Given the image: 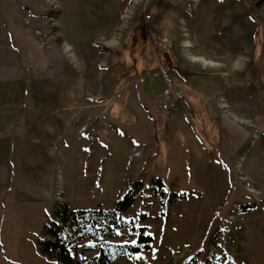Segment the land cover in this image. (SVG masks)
Masks as SVG:
<instances>
[{"label": "rangeland", "instance_id": "374dc122", "mask_svg": "<svg viewBox=\"0 0 264 264\" xmlns=\"http://www.w3.org/2000/svg\"><path fill=\"white\" fill-rule=\"evenodd\" d=\"M51 1L0 0V264H52L39 242L58 202L109 208L137 179L107 240L143 225L148 246L104 264H264V0ZM180 16L218 62L178 49ZM219 113L246 132L233 149Z\"/></svg>", "mask_w": 264, "mask_h": 264}, {"label": "trees", "instance_id": "16d2710c", "mask_svg": "<svg viewBox=\"0 0 264 264\" xmlns=\"http://www.w3.org/2000/svg\"><path fill=\"white\" fill-rule=\"evenodd\" d=\"M153 181L158 185V192L163 194L161 180L156 177ZM138 182V179L133 180L132 186L125 188L109 208L100 206L75 208L59 201L52 219L45 225L39 242V249L47 261L52 264H104L113 257L128 255L147 247L151 236L143 225H129L137 232L134 244L128 241L107 240L116 235L118 227L128 225V220L121 216V212L135 199L134 185ZM78 249L81 252L94 251L82 257L77 255ZM208 260L210 259L205 258L204 264ZM235 264L245 263L238 261Z\"/></svg>", "mask_w": 264, "mask_h": 264}, {"label": "crops", "instance_id": "0c3cea01", "mask_svg": "<svg viewBox=\"0 0 264 264\" xmlns=\"http://www.w3.org/2000/svg\"><path fill=\"white\" fill-rule=\"evenodd\" d=\"M163 0H159L158 3H161ZM198 0H196L195 2H197ZM155 16V15H154ZM154 16H149L147 19H150V30L151 31H154L155 30V26H156V22L155 20L153 19ZM180 19V31L178 32L179 34H181L182 36H184L182 34V32H185V35H186V40L188 42V45L186 46H183V42H182V39H184V37H180L181 39H179L177 42L179 44V47L178 49L179 50H182V51H186L187 53H191V54H196L198 56H201L207 60H214L216 62H218L216 59H212L208 56L207 53L211 54L210 52H212V50L210 49V47L208 46V44L205 42V40L209 41L211 44L215 45V41H216V38H215V35L212 34L208 29H198V27H195V25L197 24V20L196 19H193V20H190L191 22H189V20L187 18H183L182 16L179 17ZM192 23V24H191ZM195 28V29H194ZM162 35V34H160ZM173 35V38L174 37V34L172 33ZM167 37V36H166ZM205 39V40H204ZM172 40V39H171ZM170 39H165L166 43H170L171 42ZM173 41H176L175 39ZM107 42V40L105 41ZM104 44H108V43H104ZM190 47V49L188 48ZM80 53H82L83 57H85L84 55V52H83V49L80 48ZM79 55V54H78ZM211 57H214V56H211ZM107 64V63H106ZM112 65V63H109ZM201 66V65H200ZM182 78V77H181ZM177 79V80H180L179 78H174V80ZM183 79V78H182ZM171 79L170 77L167 76L166 78V85L167 87L169 88H173V89H179L178 88V84L177 86H174L171 84ZM236 91V90H234ZM227 92V91H225ZM237 94L241 95V96H244L245 93L243 92H239V91H236ZM178 94H182L181 91H178ZM222 94L223 96L226 97V99L229 101V104L228 106L233 108V109H236L237 111H239L240 113L238 115H242L241 117H244L243 115V112L245 111V109L249 106L247 104H245V102L243 101H235V100H230L229 97H227L224 93H222L221 91L218 92L217 90V94L214 98V102L213 104L218 108V105H217V100L216 98H218V95ZM221 95V97H222ZM253 98H254V101L259 104V103H262L264 102V93H253L252 94ZM220 97V98H221ZM253 100V99H252ZM187 105V103H186ZM237 115V114H236ZM219 116H220V127L218 128L222 133L226 134L228 137H229V142L231 140L232 142V149L235 145H238L243 139L244 137L246 136V132L244 130L243 127H241V125L235 123L233 120H230V119H226L224 114L223 113H219ZM246 117V116H245ZM262 126H264V121L261 120L260 123H259V128H262Z\"/></svg>", "mask_w": 264, "mask_h": 264}, {"label": "built area", "instance_id": "2783aa9c", "mask_svg": "<svg viewBox=\"0 0 264 264\" xmlns=\"http://www.w3.org/2000/svg\"><path fill=\"white\" fill-rule=\"evenodd\" d=\"M49 4H54L51 0H46ZM194 2L196 0H193ZM150 15L148 13H144V18H148ZM52 15H49L48 18L52 19ZM185 33V32H183ZM100 38V41L101 42H105V38L103 35H100L99 36ZM186 39H184L182 42H183V46H186V44L184 43ZM188 44V43H187ZM157 96H158V99H159V109L162 113L166 114V115H171L173 114L174 112H177L178 109H177V105L176 103H174V100H173V97L170 96L168 98H166L164 95H163V92H159L157 93Z\"/></svg>", "mask_w": 264, "mask_h": 264}, {"label": "snow or ice", "instance_id": "6c2138e0", "mask_svg": "<svg viewBox=\"0 0 264 264\" xmlns=\"http://www.w3.org/2000/svg\"><path fill=\"white\" fill-rule=\"evenodd\" d=\"M126 243H127V242H126ZM131 243H133V244H134V243H136V241H131Z\"/></svg>", "mask_w": 264, "mask_h": 264}]
</instances>
